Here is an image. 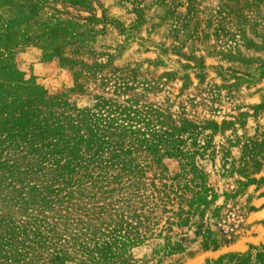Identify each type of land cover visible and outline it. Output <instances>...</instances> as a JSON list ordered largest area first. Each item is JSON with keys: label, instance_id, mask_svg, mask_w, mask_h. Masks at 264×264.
Wrapping results in <instances>:
<instances>
[{"label": "rangeland", "instance_id": "1", "mask_svg": "<svg viewBox=\"0 0 264 264\" xmlns=\"http://www.w3.org/2000/svg\"><path fill=\"white\" fill-rule=\"evenodd\" d=\"M0 264H264V0H0Z\"/></svg>", "mask_w": 264, "mask_h": 264}, {"label": "trees", "instance_id": "2", "mask_svg": "<svg viewBox=\"0 0 264 264\" xmlns=\"http://www.w3.org/2000/svg\"><path fill=\"white\" fill-rule=\"evenodd\" d=\"M71 161L72 160L68 158L66 162L61 165L58 161L54 164L52 172L48 173L50 176L47 173L43 174L46 180L43 179L41 184L43 185V188L47 190V193L42 199L38 200L39 207L36 209L35 214L33 212L32 214H34V217L40 222H45L48 226L52 225L53 230L58 234L59 241L62 240L73 244L72 240L75 239L78 242L77 245H79V247L74 246V244L72 245L73 253L71 257L75 258L76 256H80L83 262V260L92 256L91 253L99 251V249L111 240L116 239L120 234L121 229L116 228L118 225L116 224L115 227L108 232L109 235H106L105 232L101 231V226L99 228L96 227L95 229H90L89 222L92 221L93 217L86 216V214L83 213H75L71 217L72 213L70 210L75 205H78V201L82 199L81 197L73 196V193L75 192L73 191V187L75 186L74 181L76 180L78 182L79 180L77 179L85 174V172L82 171V164L79 162L77 163L76 160L75 164L72 165L70 169H67L66 166ZM100 164L102 165V163ZM51 191L53 192V196L49 193ZM79 222H84L86 224V230H83V228L79 231L76 228L70 230V226H73V223ZM98 234H100V236L96 239ZM102 235H105L106 237L101 238ZM95 239L96 241L93 242ZM91 243L93 244L92 246ZM64 246L65 244H61L58 250L59 255L63 256V254H65Z\"/></svg>", "mask_w": 264, "mask_h": 264}]
</instances>
